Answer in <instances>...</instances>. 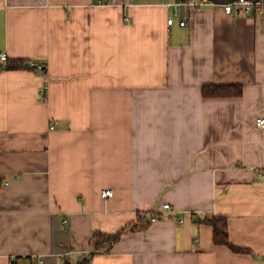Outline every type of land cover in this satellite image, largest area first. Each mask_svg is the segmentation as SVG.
<instances>
[{"label": "crops", "instance_id": "1", "mask_svg": "<svg viewBox=\"0 0 264 264\" xmlns=\"http://www.w3.org/2000/svg\"><path fill=\"white\" fill-rule=\"evenodd\" d=\"M170 1L0 0V264H264V13Z\"/></svg>", "mask_w": 264, "mask_h": 264}, {"label": "trees", "instance_id": "2", "mask_svg": "<svg viewBox=\"0 0 264 264\" xmlns=\"http://www.w3.org/2000/svg\"><path fill=\"white\" fill-rule=\"evenodd\" d=\"M18 63V62H17ZM8 67V66H7ZM15 68H28L27 62H20L12 66ZM203 96L205 98L213 97H239L242 94V88L239 85H229V86H204L203 87ZM161 218V215L156 212L150 213H139L138 220L135 223H131L127 228L119 231L116 234L107 235L103 234L100 231H94L92 237V243L95 252L110 251V248L114 246L121 238V236L126 231H135L145 229L150 224ZM205 223L209 224L213 228V239L216 245L228 246L233 250L237 248L231 245L229 240L228 232V220L225 217L213 216L206 220ZM20 258L15 259L11 264H19ZM89 259H86L80 264H88Z\"/></svg>", "mask_w": 264, "mask_h": 264}, {"label": "built area", "instance_id": "3", "mask_svg": "<svg viewBox=\"0 0 264 264\" xmlns=\"http://www.w3.org/2000/svg\"><path fill=\"white\" fill-rule=\"evenodd\" d=\"M216 4L213 0H174L170 1L167 5L172 11V15L168 17L167 23L169 26L173 25L177 16L181 17L179 22L180 26H185L188 22L191 8H201L207 5ZM224 9L227 13L233 14L234 12H243L247 15L254 13H264V0H233L226 4H223ZM185 10L187 12L185 13ZM8 60L7 53L0 54V67L5 64ZM27 65L29 68H36L44 70V65L28 61ZM256 124L259 127L264 128V117H259L256 120ZM53 128V127H52ZM114 195L112 189H106L103 191L105 198H110ZM163 208L165 210H172V207L168 203H164Z\"/></svg>", "mask_w": 264, "mask_h": 264}, {"label": "rangeland", "instance_id": "4", "mask_svg": "<svg viewBox=\"0 0 264 264\" xmlns=\"http://www.w3.org/2000/svg\"><path fill=\"white\" fill-rule=\"evenodd\" d=\"M148 213H150V212H148Z\"/></svg>", "mask_w": 264, "mask_h": 264}]
</instances>
